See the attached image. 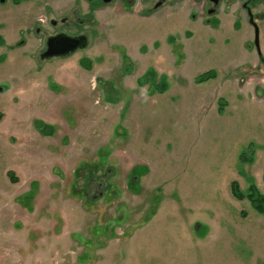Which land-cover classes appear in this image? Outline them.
Listing matches in <instances>:
<instances>
[{"label":"rangeland","instance_id":"rangeland-1","mask_svg":"<svg viewBox=\"0 0 264 264\" xmlns=\"http://www.w3.org/2000/svg\"><path fill=\"white\" fill-rule=\"evenodd\" d=\"M13 1L0 5V264H264V213L246 197L264 195V0L223 1L217 19L203 0L148 16ZM48 1L57 15L80 5L88 44L41 61L39 39L19 37Z\"/></svg>","mask_w":264,"mask_h":264},{"label":"flooded vegetation","instance_id":"flooded-vegetation-1","mask_svg":"<svg viewBox=\"0 0 264 264\" xmlns=\"http://www.w3.org/2000/svg\"><path fill=\"white\" fill-rule=\"evenodd\" d=\"M81 1L88 3V11H89L88 13L94 10H98L104 5L117 3V2H120L121 4L120 6L121 11L126 13L129 12V9L132 7V5L135 2H137L140 5L139 11L143 14V16H148L150 13H152V11L161 9L162 6L166 4L167 0H76V2L79 4ZM223 1L226 0H203V3L201 5L202 13H204V15H207L209 17L215 18L218 10V6ZM51 2L49 1L44 2L42 4V11H43L41 13L42 16L40 14L41 17L40 16L34 17L36 15L34 14L33 20H31L32 24L29 26H27L26 24L25 29H22V31H20L19 40L22 45L25 44L27 41V37L25 36L26 34H32L33 37L39 39V48L37 54L41 61H48L54 58H63L76 51L84 49L88 44L87 35L82 32H76L77 26L81 22L86 23V18H87L86 17L87 15H82L80 11L81 8L80 5L79 4L75 5L76 7L72 8L70 7V3H69V5H65L64 8H62L59 11V15H57L56 14L57 7L55 4H53L55 3V1H51ZM5 3L6 0H0V5ZM12 4H13L12 6L16 7L19 10V0H14ZM242 6L245 9L250 24L254 28L255 22L253 21L250 8L246 3H242ZM250 16L252 18V21L250 20ZM217 25L218 24L216 23L215 26ZM72 38H78V39H72ZM82 38H85L83 40L85 42V46L77 47L74 51H69L72 45H76V43H81ZM19 40L16 41L17 42L16 44L18 45H19ZM49 40H52V45H53V49L50 50L49 52H57L59 54H54L42 58V55H45V53L47 52L48 49L47 43ZM254 40H255V28H254ZM3 44H4V40L3 37L0 35V46ZM257 53L259 55L260 61H262L259 50H257ZM144 75H145V79L148 78L149 76L148 72L146 71L145 73H143V76Z\"/></svg>","mask_w":264,"mask_h":264},{"label":"trees","instance_id":"trees-1","mask_svg":"<svg viewBox=\"0 0 264 264\" xmlns=\"http://www.w3.org/2000/svg\"><path fill=\"white\" fill-rule=\"evenodd\" d=\"M216 77V73L214 70H208L196 76V82H204L209 79H213ZM160 90L164 91V87H160ZM49 128V127H47ZM231 190L233 196L240 200L244 197V194L240 191L239 186L236 181H232ZM251 193H247L246 197L249 199L251 205L260 213H264V195L256 192L255 187L251 188Z\"/></svg>","mask_w":264,"mask_h":264},{"label":"water","instance_id":"water-1","mask_svg":"<svg viewBox=\"0 0 264 264\" xmlns=\"http://www.w3.org/2000/svg\"><path fill=\"white\" fill-rule=\"evenodd\" d=\"M250 20L252 21V18L250 16ZM254 28H255V40H254V44H255V47L256 49L258 50V30H257V27L256 25L254 24ZM56 39V38H55ZM72 39H78V38H72ZM85 38H82V42L81 43H76V45H72L69 49V51H74L77 47H84L85 46V42L83 41ZM55 45V44H54ZM47 52L45 53V55H42V58L43 57H48V56H51V55H54V54H59L57 52H49L50 50L53 49V45H52V40H49L48 43H47ZM68 51V52H69Z\"/></svg>","mask_w":264,"mask_h":264}]
</instances>
